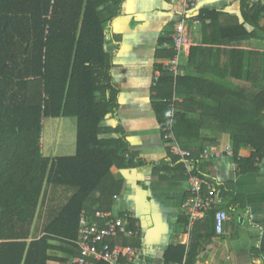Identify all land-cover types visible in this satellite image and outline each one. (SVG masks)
Returning a JSON list of instances; mask_svg holds the SVG:
<instances>
[{"label": "trees", "instance_id": "16d2710c", "mask_svg": "<svg viewBox=\"0 0 264 264\" xmlns=\"http://www.w3.org/2000/svg\"><path fill=\"white\" fill-rule=\"evenodd\" d=\"M127 1L0 0V264H51L53 240H61L68 252L78 256L74 242L82 213L92 210L89 199L99 194V211L108 210V198L123 189L112 169L135 170L146 164L131 149L122 126L102 125L118 116L120 89L112 71L121 36L113 34L112 23L122 16ZM262 14L264 6L254 5V25ZM198 16L205 23L212 12L203 10ZM231 34L233 41L257 38V30L248 33L244 26ZM202 50L191 49L188 65L198 71L196 75L176 77L162 63L156 64L161 72L152 89L157 120L160 125L169 123L173 107L172 132L195 158L205 148V130L229 134L238 169L246 175L264 159V54L232 51L236 73L231 75L249 84L232 88L226 79L204 77L211 66L199 65L197 55ZM175 55L168 50L160 57ZM49 118L77 119L75 156H43V121ZM243 148L253 149L249 157H241ZM168 151L174 167L182 169L188 181L184 164ZM202 163L197 174L213 185L222 209L227 186L204 175ZM59 188L68 195L67 201L43 225L44 236L38 239L39 207L50 189ZM215 214L213 210L196 222L192 234L212 239ZM198 258V244L177 245L165 253V264H195Z\"/></svg>", "mask_w": 264, "mask_h": 264}, {"label": "crops", "instance_id": "0c3cea01", "mask_svg": "<svg viewBox=\"0 0 264 264\" xmlns=\"http://www.w3.org/2000/svg\"><path fill=\"white\" fill-rule=\"evenodd\" d=\"M256 4L264 6V0H202L196 14L208 10L212 12V19L192 27L191 44L183 48L180 74H198L188 65L191 49L198 48L203 49L197 55L199 65L211 66L205 78L226 79L235 85L246 84L230 73H236L233 70L236 56L232 51L264 54V14L257 25L251 21V10ZM182 12L177 0H128L122 16L112 23L113 34L121 36L112 71L114 82L120 89L119 110L117 118L105 120L103 127L122 126L131 149L138 152L146 164L135 170L112 169L115 180L123 183V189L113 199L108 198L106 205L109 209L104 212L116 216L129 213L139 223L140 234L137 237H120L115 241L138 251V257L131 264H165V253L170 247H190L194 243L198 244L199 253L195 264H264V159L258 163L256 171L241 174L234 156L226 152L233 151L234 147L229 134L210 130L203 132L206 138L204 147L212 145L207 140L216 139L212 146L218 147L223 155L218 159L202 160L201 164L204 175L211 176L219 185L227 186L223 192L227 195H223L222 210L228 213L229 221L223 233L216 232L210 240L195 236L192 234L194 226L189 227L184 208L188 196L187 179L182 169L175 168L172 163L168 151L171 147L163 138L152 105V89L158 72L156 64H164L171 59L160 55L174 50L172 36ZM240 26H244L248 33L257 30V38L231 40L232 30ZM59 146H63L64 151L56 155V144L46 147L43 140V156L56 159L73 157L77 153V140L76 144L60 143ZM252 152L251 148H243L241 157H249ZM162 167L168 170H161ZM218 195L217 208L220 205ZM67 197L61 188L49 190L38 210L35 224L39 227L38 239L44 236L43 225L56 216L55 211L66 203ZM98 199L99 194L89 199L88 206H92V210H85L94 223H99L95 218L99 211ZM50 244L54 248L49 251V256L55 259L51 264H71L73 255L61 240H53Z\"/></svg>", "mask_w": 264, "mask_h": 264}, {"label": "built area", "instance_id": "2783aa9c", "mask_svg": "<svg viewBox=\"0 0 264 264\" xmlns=\"http://www.w3.org/2000/svg\"><path fill=\"white\" fill-rule=\"evenodd\" d=\"M177 2L182 6L183 12L172 36L176 55L163 64V69L173 73L176 77L180 75L183 48L191 44L190 31L193 26L201 24L199 14L196 12L202 0H177ZM160 77L161 72L158 71L155 81H158ZM174 115L175 110L172 107L168 115L170 122L160 126L162 132L166 133L164 140L170 145L172 155L184 164L188 176V196L184 201V208L188 214L189 227L192 228L209 212L216 210V232L222 234L226 222L229 221L228 213L217 208L218 199L213 186L197 174V167L200 161L218 159L223 153L218 147L208 145L199 157L195 158L194 153L185 149L172 132ZM226 152L233 156L232 150H226ZM95 218L99 223L90 221L89 213H82L78 239L74 242L80 254L71 257V264L133 263L138 257V251L130 245L117 244L115 241L120 237L135 238L140 234V225L134 221V217L129 213L116 216L109 212L97 211Z\"/></svg>", "mask_w": 264, "mask_h": 264}, {"label": "rangeland", "instance_id": "374dc122", "mask_svg": "<svg viewBox=\"0 0 264 264\" xmlns=\"http://www.w3.org/2000/svg\"><path fill=\"white\" fill-rule=\"evenodd\" d=\"M243 87H249V85H247V83L243 85L232 84V88H243ZM42 138L45 141L46 147L49 145L52 146L56 144L57 147V151L55 153L56 155L63 154L64 147L59 146L60 143L76 144L77 119L75 118L44 119ZM42 138H41V144L43 141ZM65 154H68V152H66ZM51 156H54V154Z\"/></svg>", "mask_w": 264, "mask_h": 264}]
</instances>
